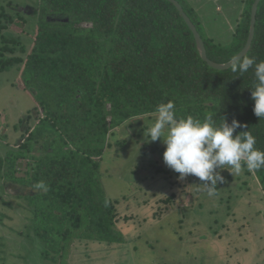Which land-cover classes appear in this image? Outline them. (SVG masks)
Returning a JSON list of instances; mask_svg holds the SVG:
<instances>
[{
    "label": "trees",
    "instance_id": "16d2710c",
    "mask_svg": "<svg viewBox=\"0 0 264 264\" xmlns=\"http://www.w3.org/2000/svg\"><path fill=\"white\" fill-rule=\"evenodd\" d=\"M177 1L210 60L228 63L245 47L255 0L243 1L227 45L204 35L195 10ZM5 26L0 18V72L17 66L41 116L18 147L0 155V185L31 190L24 199L45 260L66 263L77 241L125 242L116 202L102 185L101 159L113 130L157 113L160 103L173 101L178 118L203 120L212 113L217 125L236 119L246 127L234 135L250 131L264 151V118L254 115L251 98L254 71L211 68L167 0H39L35 40L25 59L10 46L16 40L1 33ZM247 55L264 60V0ZM150 147L158 149L144 144L142 151ZM19 162H25L23 169ZM252 172L264 192V168ZM40 181L47 191L34 188Z\"/></svg>",
    "mask_w": 264,
    "mask_h": 264
},
{
    "label": "rangeland",
    "instance_id": "374dc122",
    "mask_svg": "<svg viewBox=\"0 0 264 264\" xmlns=\"http://www.w3.org/2000/svg\"><path fill=\"white\" fill-rule=\"evenodd\" d=\"M243 1L185 0L204 35L221 45L232 41ZM38 5L39 0H0L6 25L1 33L16 40L10 46L24 59L35 40ZM157 115L113 130L101 159L102 185L116 202L125 242L77 241L64 264H264V192L255 174L246 166L239 173L222 170L225 182L212 194L198 177L180 178L163 161L162 140H149ZM40 116L17 66L0 72V155L18 147ZM144 144L158 149L145 153ZM30 191L0 185V264H56L42 258L43 245L32 232L24 199Z\"/></svg>",
    "mask_w": 264,
    "mask_h": 264
},
{
    "label": "clouds",
    "instance_id": "9594fccd",
    "mask_svg": "<svg viewBox=\"0 0 264 264\" xmlns=\"http://www.w3.org/2000/svg\"><path fill=\"white\" fill-rule=\"evenodd\" d=\"M231 68L241 75L250 69L254 71L251 98L254 101L253 112L256 117L264 118V60L257 62L255 56L233 57ZM158 115L148 128L150 141L162 140L165 145L163 161L170 169L179 173L180 178L188 175L204 181L209 194L218 183L225 179L222 170L239 173L246 166L248 171L264 168V151L255 147L257 141L250 131L236 133L238 128L246 127L233 119L229 124L217 125L213 114L208 113L203 120L188 115L178 118L175 104L169 100L160 103L156 109ZM229 165L232 167L229 169ZM35 189L47 191L44 181L34 185Z\"/></svg>",
    "mask_w": 264,
    "mask_h": 264
},
{
    "label": "water",
    "instance_id": "95a60500",
    "mask_svg": "<svg viewBox=\"0 0 264 264\" xmlns=\"http://www.w3.org/2000/svg\"><path fill=\"white\" fill-rule=\"evenodd\" d=\"M171 3H173L175 5V7L178 9V11L180 12L181 16L183 17L184 21L186 22V24L188 25V27L190 28V30L192 31L194 37H195V41L197 44V48L198 51L200 53V56L202 58V60L204 62H206L211 68L216 69V70H227L231 68V61L225 64H218L213 62L212 60H210L208 58L207 55V50H206V46L205 43L198 31V29L196 28V26L194 25V23L191 21V19L188 17V15L185 13L182 5L177 1V0H167ZM262 0H255L253 6H252V10H251V23H250V32H249V37L247 40V43L245 45V47L242 49V51L237 54L235 57H243L244 55H247L253 39H254V35H255V28H256V20H257V13H258V6L260 4ZM18 168H22V162L18 163Z\"/></svg>",
    "mask_w": 264,
    "mask_h": 264
},
{
    "label": "crops",
    "instance_id": "0c3cea01",
    "mask_svg": "<svg viewBox=\"0 0 264 264\" xmlns=\"http://www.w3.org/2000/svg\"><path fill=\"white\" fill-rule=\"evenodd\" d=\"M1 156H4V155H1ZM23 166H24V163H22V168H23ZM22 168H20V169H22Z\"/></svg>",
    "mask_w": 264,
    "mask_h": 264
},
{
    "label": "built area",
    "instance_id": "2783aa9c",
    "mask_svg": "<svg viewBox=\"0 0 264 264\" xmlns=\"http://www.w3.org/2000/svg\"><path fill=\"white\" fill-rule=\"evenodd\" d=\"M1 138V137H0Z\"/></svg>",
    "mask_w": 264,
    "mask_h": 264
}]
</instances>
